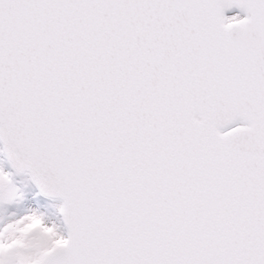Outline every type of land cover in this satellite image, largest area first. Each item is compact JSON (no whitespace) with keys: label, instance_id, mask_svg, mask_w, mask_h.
<instances>
[{"label":"snow or ice","instance_id":"1","mask_svg":"<svg viewBox=\"0 0 264 264\" xmlns=\"http://www.w3.org/2000/svg\"><path fill=\"white\" fill-rule=\"evenodd\" d=\"M0 264H264V0H0Z\"/></svg>","mask_w":264,"mask_h":264}]
</instances>
